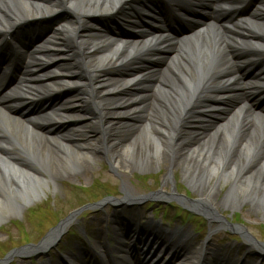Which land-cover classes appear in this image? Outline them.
Wrapping results in <instances>:
<instances>
[{"label": "bare ground", "instance_id": "obj_1", "mask_svg": "<svg viewBox=\"0 0 264 264\" xmlns=\"http://www.w3.org/2000/svg\"><path fill=\"white\" fill-rule=\"evenodd\" d=\"M137 3L140 6L141 0H0V32L10 30L14 44L7 41L4 47L26 54L22 78L0 100V221L44 195L42 187L48 177L55 178L56 167L87 169L85 160L97 161L95 155L104 154L117 170L129 168L123 156L148 168L151 162L146 156L153 153L169 166L171 159L160 148L168 153L185 149L182 164L190 180L201 182L203 188L196 207L211 220H216L214 213L222 205L213 194L223 178L231 184L225 198L230 207L240 205L244 198L264 203V113L251 100H256V83L247 81L241 72L264 59V0L240 24L212 21L177 40L155 33L134 40L115 38L98 22ZM27 16L38 21L26 24ZM44 19L51 27L45 37L32 48H22V38L34 35ZM161 49L169 52L160 67L141 66L144 60L160 58ZM131 66L139 68L121 74ZM9 69L7 63L0 71V92ZM65 88L74 93L65 96L59 107L30 117L14 112L38 105ZM231 97L239 101L238 107L212 134L204 138L197 132L195 145L190 138L185 146L176 142L182 128L194 127V132L203 128L201 115L219 113ZM139 116L146 118L142 131L131 141L119 140L116 133L129 131L128 122ZM71 118L75 122L63 133L43 129H53ZM192 128L189 135L194 134ZM88 134L100 137L89 141L85 139ZM126 192L121 211L133 212L127 203L136 204L139 198ZM119 216L113 215L111 224L119 225L127 238L119 234L118 238L133 241L138 237L136 242L149 246L145 258L151 257L146 264L160 263L168 253L179 260L177 264H200L204 256L213 257L209 264H256L251 253V261L240 262L213 250L209 243L194 244L191 249V233L172 242L152 223L142 228L139 222L144 214L137 218L132 214L125 222ZM220 224L216 221L215 228ZM237 230L246 235L248 243L254 242L244 229ZM58 233H52L49 242L60 238ZM48 245L36 249L38 254L46 255ZM134 246L126 245L125 251L137 255Z\"/></svg>", "mask_w": 264, "mask_h": 264}, {"label": "rangeland", "instance_id": "obj_2", "mask_svg": "<svg viewBox=\"0 0 264 264\" xmlns=\"http://www.w3.org/2000/svg\"><path fill=\"white\" fill-rule=\"evenodd\" d=\"M65 15L68 16L67 14ZM154 61L160 62L159 60ZM144 65L148 67L147 64ZM132 68L133 66L127 67L121 73L128 74ZM54 98L59 99L58 96H54ZM140 121L141 116L131 119L128 122L129 131L125 133L124 131L117 132V138L119 140L122 139V141H131L141 131ZM186 128L179 135L177 143L188 137V131L192 127ZM58 130L59 132H64L62 126L56 129V131ZM191 131L195 133L193 128ZM201 134L206 135L203 132ZM99 137L98 134H88L85 139L94 141ZM197 139V136H195L194 142ZM184 150L168 153L169 150L160 148L166 158L168 160L171 159L169 166H167V163L163 164L160 161L162 159L159 158L157 153H153L146 156V160L151 162L148 168L140 163L136 164L128 156H123L129 168L125 171L117 170L112 165L111 160L106 158L104 154L95 155L97 161L85 160L87 169L81 167H72L70 169L56 167L54 180L48 177L47 182L42 187L44 195L40 193L42 194L40 198L38 196L37 198L35 197L23 210L10 216L7 220L0 221V258L3 259L15 249H20L30 244L37 245L42 242L53 229L57 228L61 221L67 219L71 214H75L78 210H80L79 214L75 218L81 220L80 226L86 230V234L91 239L99 243L104 233L109 231L107 221L111 223L112 216L121 213L118 211L119 207H114V204H111L109 199H113L114 202H122L126 198L128 194L126 191L128 190L140 197H146L150 193L159 191L160 193L166 192L171 196L177 195V197L179 194L185 199H196L201 202L202 184L201 182L196 183L190 180V174L186 172V168L182 164L186 157ZM140 153L144 154L145 151L141 150ZM220 181L222 183L216 185L218 191L213 194L214 197H217V203L222 202V205L220 204L221 206L217 208L219 213L229 217L231 224L244 226L256 240L264 243L263 202L244 198L240 205L230 207L225 200L231 187L230 180L223 178ZM169 199H162L160 202L149 199L137 204V211H127L121 215L124 218H128L132 214L133 216L145 214V218H148L147 222L163 221V223L168 224V228L165 225H162L161 228L167 229L169 232L176 230L179 226H184L182 230L185 231V234H192L191 249L194 248V244L199 246L207 242V244H211L209 246L212 249L225 251L224 255L227 257L235 260H246V262L252 260L249 255L250 251L248 252L250 249H247L241 243L233 242L232 235L228 237L225 233H216L215 236L209 239L207 222L204 217L188 214L186 210L177 205L176 199ZM101 202H104V206L101 209L96 208L93 210L85 207ZM186 205L189 206L188 203ZM231 211L235 216L230 213ZM142 220L139 223H146V221ZM210 227L208 226V229ZM100 230L102 231L100 232ZM112 230L115 231L113 226ZM72 232L75 235L64 236L55 248L51 249L52 256L57 255L58 252L61 253L63 250H69L73 243L80 241L79 239L82 237L77 232V229L72 230ZM257 250L254 249L252 251L256 253ZM254 256L257 264H264V257L261 259L258 254H254ZM31 258L23 255L21 257L15 256L10 260L9 264H36L42 259L41 256L40 258L37 257V259H34L35 257ZM171 260L165 257L161 264H177V261H179L174 258H171ZM207 260L212 262L213 258L208 256Z\"/></svg>", "mask_w": 264, "mask_h": 264}]
</instances>
